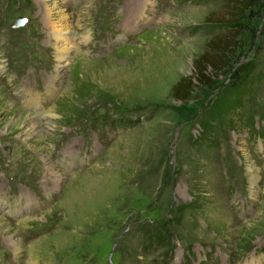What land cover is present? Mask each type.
<instances>
[{"label":"rangeland","instance_id":"obj_1","mask_svg":"<svg viewBox=\"0 0 264 264\" xmlns=\"http://www.w3.org/2000/svg\"><path fill=\"white\" fill-rule=\"evenodd\" d=\"M226 1L0 0V264H264V21L250 128L194 141L211 88L172 94Z\"/></svg>","mask_w":264,"mask_h":264},{"label":"trees","instance_id":"obj_2","mask_svg":"<svg viewBox=\"0 0 264 264\" xmlns=\"http://www.w3.org/2000/svg\"><path fill=\"white\" fill-rule=\"evenodd\" d=\"M226 8L227 11L223 12L221 20L215 23V28L222 31L209 42L206 50L194 58V74L182 77L172 90L174 98L186 100L196 80L199 84L211 88L210 105L200 120L203 132L194 141L203 142L202 139L207 135L214 145L225 142V137H222L223 128L232 125L226 122L225 117L232 115L241 124L249 128L252 126L253 115L250 106L257 90V80H261L263 76L256 72V59L233 61L232 58L237 50L238 36L250 28L246 15L255 14L264 21V0H227ZM221 74L225 75L227 81L217 85L218 82L214 78ZM259 137L264 138L263 135ZM151 241L161 244L167 242L161 233L152 236Z\"/></svg>","mask_w":264,"mask_h":264},{"label":"bare ground","instance_id":"obj_3","mask_svg":"<svg viewBox=\"0 0 264 264\" xmlns=\"http://www.w3.org/2000/svg\"><path fill=\"white\" fill-rule=\"evenodd\" d=\"M55 34H56L55 37H57L61 41V44L59 45L57 50L59 54V63H63L67 61V57H68L67 52L69 48L71 47L70 31L62 28V29L55 30Z\"/></svg>","mask_w":264,"mask_h":264},{"label":"water","instance_id":"obj_4","mask_svg":"<svg viewBox=\"0 0 264 264\" xmlns=\"http://www.w3.org/2000/svg\"><path fill=\"white\" fill-rule=\"evenodd\" d=\"M16 23H17L18 25H21V24L24 23V19L20 17V18L17 20Z\"/></svg>","mask_w":264,"mask_h":264}]
</instances>
